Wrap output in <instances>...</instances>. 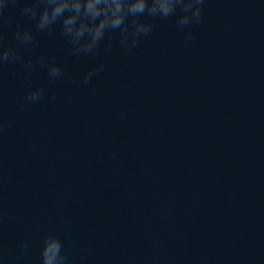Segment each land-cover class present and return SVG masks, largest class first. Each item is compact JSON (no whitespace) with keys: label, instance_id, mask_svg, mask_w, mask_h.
Masks as SVG:
<instances>
[{"label":"water","instance_id":"95a60500","mask_svg":"<svg viewBox=\"0 0 264 264\" xmlns=\"http://www.w3.org/2000/svg\"><path fill=\"white\" fill-rule=\"evenodd\" d=\"M20 6L0 34L32 28L25 58L65 76L0 68V264H39L49 232L70 264H264V0H207L201 24L152 20L137 48L113 33L110 53L79 57Z\"/></svg>","mask_w":264,"mask_h":264},{"label":"clouds","instance_id":"9594fccd","mask_svg":"<svg viewBox=\"0 0 264 264\" xmlns=\"http://www.w3.org/2000/svg\"><path fill=\"white\" fill-rule=\"evenodd\" d=\"M206 2L207 0H0V24L4 22L5 10L10 5L20 4L19 14L35 22V32L51 34L59 25L60 35L67 40L72 56L98 55L102 45L104 53L112 51L113 33H118L121 48L127 51L137 48L142 38H147L154 32L156 25L152 20L175 17L179 29L201 24ZM178 10L180 14H177ZM7 20L11 23V16ZM14 39V45L8 44L0 34V68L10 63H19L30 76L39 66L47 70L49 80L64 78V69L54 58L43 54L35 59L25 58L22 48L35 50L39 47L32 28L17 27ZM193 40L191 32L185 33L186 45ZM105 67L100 63L89 68L82 75L81 84H90ZM47 95L45 87L41 85L31 88L26 93L25 100L29 104H38ZM50 99L55 102L56 95L53 94ZM22 247L28 249L29 241H23ZM19 260L20 257H17V261ZM39 264H70L69 255L64 250V241L59 234L49 232L44 236Z\"/></svg>","mask_w":264,"mask_h":264}]
</instances>
